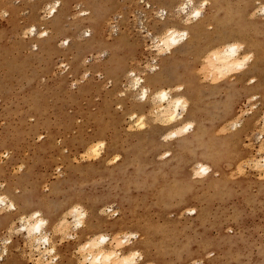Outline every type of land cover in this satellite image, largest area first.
Returning <instances> with one entry per match:
<instances>
[{
  "label": "rangeland",
  "instance_id": "obj_1",
  "mask_svg": "<svg viewBox=\"0 0 264 264\" xmlns=\"http://www.w3.org/2000/svg\"><path fill=\"white\" fill-rule=\"evenodd\" d=\"M178 1L0 0V264H80L83 242L105 233L109 249L115 235L142 241L139 263L264 264V170L252 166L264 153V0H194L202 15L188 20ZM170 26L189 38L161 53L151 34ZM220 33L251 54L245 73L205 66ZM132 70L187 100L179 122L204 139L191 129L177 147ZM202 160L211 172L197 173ZM34 211L55 246L47 261L23 225Z\"/></svg>",
  "mask_w": 264,
  "mask_h": 264
},
{
  "label": "bare ground",
  "instance_id": "obj_2",
  "mask_svg": "<svg viewBox=\"0 0 264 264\" xmlns=\"http://www.w3.org/2000/svg\"><path fill=\"white\" fill-rule=\"evenodd\" d=\"M176 3L175 4L177 5V9H178L177 11L180 13H184V16H182V17L185 20H188V18H190L191 15L193 16V18L194 17H200L202 15L201 7H205L208 2H207V0H202L201 1V7H197L196 6L197 4L195 3L194 0H184L183 2L180 1V3H181L180 5H179V1ZM173 4H172V6H173ZM48 6H49L48 11L50 13L55 14L58 10L57 6H59V1L58 2L55 1L54 4H51V5L49 4ZM259 6H261V7L259 8ZM259 6H258V8L260 10L263 9L262 11L264 12V5H259ZM161 10H162L161 12H164V13L166 12L165 11L166 9L162 8ZM140 23L142 24V22H140ZM186 29H187V27H186ZM151 36H152V40L154 42L153 45L157 48V50H159L161 53L162 52L166 53L168 51H171L172 48L179 46L184 40L189 38V32L187 30H179L176 27L170 26V27L166 28V30L163 32V34L161 36L160 35L158 36L157 34L155 35L153 33L151 34ZM218 38H219L218 45H213L212 48L206 54L207 55L206 58H203V59H205V66L210 67V70L212 69L211 73H214L215 71H217L220 75H223L226 72L233 71V70H236V72H238V73H245L249 67V61L251 58V54H247L250 56H247L246 54L244 55L243 54V46L237 42L228 41L229 38H225L222 33L218 34ZM128 76L130 77V78L128 77L130 79L129 80L130 86H132L133 88L138 90L139 94L137 93V95H140L141 99L145 100V102L150 104L149 108L153 109V111L157 113L156 119L157 120L160 119L163 123H166L167 125H169L170 132L168 131L167 133H169V138H172L175 141V144L177 145V147H183V146H186V145H189L190 143H192L191 140H189L185 137L186 133H188L191 129H192L191 130L192 132L194 131L193 134H191V135H194L198 141H200L201 138L204 139V137L202 136V135H204L203 134L204 131H201L202 130L201 127L200 128L196 127L197 128L196 129L192 120H190L188 122H184L183 124H180V122H179L180 119L185 118V116L187 115V113L189 111H191V113H193V107L191 105L190 108H188L189 104H188L187 100H185L182 96L173 95L172 89H170V88H159V89L152 92L149 85H151L153 81L146 80L142 75L137 74L133 70L128 73ZM179 89L181 91H184L185 88L183 86H180ZM131 119H133V123L138 128H145L146 127L145 117L143 115H140V116L132 115ZM262 123H263V121H262ZM129 128H131V127H129ZM104 147H105V142L103 139L97 143H93L92 141H90V142L87 141V143L85 145L84 153L88 157L98 156ZM220 149H222V148H220ZM259 149L261 150V148H259ZM222 151H223V149H222ZM215 152H216V150H215ZM210 154H212V152ZM165 155L166 156L169 155V152H166ZM217 155H218V153H217ZM214 156H215V153H214ZM220 157H221V160H223L226 158V155H225V158H222V156H220ZM223 157H224V154H223ZM261 159L264 163V153H261L260 158L257 157L255 159H253V162L251 161L252 166H255L256 168H260L259 170H261V169L264 170V164L261 163ZM108 161H110V160H108ZM206 162H203V160L198 161V163H197L198 164V169H197L198 174H206V173L211 172V166ZM221 162L222 161H220V163ZM223 162H224V160H223ZM209 163H210V161H209ZM252 166H250V167H252ZM219 170L222 171V169H219ZM263 173H264V171H263ZM8 202L9 201L5 197H2L0 195V205H2V209H3V205H6L8 208V205H7ZM11 206H13V204H11ZM0 209H1V207H0ZM3 210H5V209H3ZM86 212L87 211H85L81 206L76 205L75 207H73V215H74V220H75L76 225H80V226L82 225V223L84 222V219L87 215ZM32 213H33V215H31ZM31 214H30L31 217L30 216L27 218L25 217L26 219L29 218L28 220L24 219V217L22 218V219H24L23 225L27 230V237L29 238L28 241L33 240L34 242L35 241L37 242V244H35V245H33L34 243H32V242H31V244L33 246H35L36 250L39 251L38 253L41 254L40 257L38 258V261H40V260L45 261L46 260L45 256L50 252L53 253L55 251V246L51 242V238L47 233V221H46V219L41 216V213L39 211L31 212ZM64 225H66V224H64ZM132 233H135V232H132ZM105 234L99 235L98 237H94V238L92 237V239H88L86 242H83V245L80 247V250H79L80 256H81V257L79 256V262H81L80 264H151L150 262L139 263V259H143L142 258L143 255L137 249L142 248V245H144V243H142V241L136 242L134 244L124 245L123 238L120 239L121 238V237H119L120 235H115V236H117V237L114 236L115 237L114 239H116L115 241H117V244H116L117 246H116V248L109 249L108 242L110 240V237H109V235L107 236ZM124 237H126V236H124ZM129 237H130V235H129ZM112 238H113V236H112ZM131 238H132V236H131ZM109 244L111 245V243H109ZM114 246H115V244H114ZM44 257H45V259H44ZM196 263L201 264V263H199V261ZM41 264H43V263H41ZM47 264H51V263H47Z\"/></svg>",
  "mask_w": 264,
  "mask_h": 264
}]
</instances>
